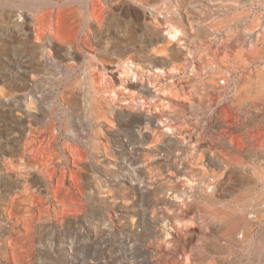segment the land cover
<instances>
[{
	"label": "rangeland",
	"instance_id": "374dc122",
	"mask_svg": "<svg viewBox=\"0 0 264 264\" xmlns=\"http://www.w3.org/2000/svg\"><path fill=\"white\" fill-rule=\"evenodd\" d=\"M12 1L0 264H264V0Z\"/></svg>",
	"mask_w": 264,
	"mask_h": 264
},
{
	"label": "bare ground",
	"instance_id": "6f19581e",
	"mask_svg": "<svg viewBox=\"0 0 264 264\" xmlns=\"http://www.w3.org/2000/svg\"><path fill=\"white\" fill-rule=\"evenodd\" d=\"M76 1H83L84 2V8H85V11H86V16H87V22L90 24V26H92L91 28H93V30H95V31H97L98 29V27L100 26V22L98 21V18H100L99 16H100V14H101V12H103L104 10L103 9H105V7H104V4L107 6V9L109 10V12H119V13H121V12H123V13H125V14H134L135 15V17L136 18H138L139 16L140 17H142L144 14L143 13H140V12H138L137 10L136 11H133L132 9H131V6H130V4H127V3H125L123 0H103L105 3L104 4H101V5H99V6H97V8L96 7H94L93 5H91V4H88V0H76ZM261 1V0H260ZM7 2H9V3H11V2H13L12 0H7ZM21 3H23L24 4V2L23 1H20ZM37 2H39V3H37ZM68 1L66 0L65 1V3H67ZM27 3V2H26ZM30 3V2H29ZM28 3V4H29ZM69 3H70V1H69ZM74 3V2H73ZM76 3V2H75ZM78 3V2H77ZM76 3V4H77ZM96 3V2H95ZM14 4V3H13ZM31 5L28 7L29 9H32V10H36L37 8H39V7H43V5H44V7H45V5L46 6H49V7H57V6H59V5H61L62 4V0H61V2L60 1H58V0H37L35 3H33L32 4V2L30 3ZM68 4V3H67ZM78 4H80V3H78ZM94 4V3H93ZM64 5V4H63ZM62 6V5H61ZM24 7V6H23ZM40 9V8H39ZM3 10V9H2ZM9 11H11L10 10V8H9ZM8 11V12H9ZM4 12V11H3ZM2 12V13H3ZM7 12V13H8ZM19 12V11H18ZM21 12V11H20ZM83 12V11H82ZM242 12V11H241ZM246 12V11H245ZM6 12H5V16H7L6 14H7ZM33 13V12H32ZM104 13V12H103ZM107 14V13H106ZM113 14V13H112ZM111 14V15H112ZM2 15V14H1ZM0 15V16H1ZM10 15V14H9ZM146 15V14H145ZM237 15V14H236ZM23 16V15H22ZM43 16V15H42ZM41 16V17H42ZM257 16V15H256ZM12 17V16H11ZM46 17H48V16H46ZM102 17H103V14H102ZM101 17V18H102ZM139 17V18H140ZM20 18V17H19ZM25 17H23V23L25 24L26 23V31H25V33L26 34H28L29 35V32H31L32 30H31V20L29 19V18H25ZM39 19V18H38ZM43 19H45V17H43ZM141 19V18H140ZM14 20V19H13ZM41 20V19H40ZM102 20H103V18H102ZM36 21V20H35ZM43 21V20H42ZM138 21V20H137ZM41 22V21H40ZM60 21L58 20V23H59ZM13 23V22H12ZM22 23V24H23ZM39 23V22H38ZM46 23V22H45ZM57 23V24H58ZM40 24H43L44 25V23H40ZM52 24V23H51ZM19 26H20V23L18 24ZM39 25V24H38ZM43 25H41V26H43ZM59 25H60V23H59ZM58 25V27H60ZM40 26V25H39ZM40 26V27H41ZM256 26V25H255ZM21 27V26H20ZM218 27V26H217ZM28 28V29H27ZM42 28V27H41ZM101 28V27H100ZM33 29V28H32ZM35 29V28H34ZM50 29V28H49ZM38 30H36V32H37ZM60 31V30H59ZM264 31V30H263ZM47 32V31H46ZM50 32H52V31H50ZM55 32V31H54ZM49 33V32H48ZM57 33H59V32H57ZM264 33V32H263ZM25 34V35H26ZM51 34V33H50ZM158 34L159 35H163L164 33H163V29H159L158 30ZM166 34V33H165ZM233 34V33H232ZM41 35H43L42 33H41ZM59 35V34H58ZM39 36V35H38ZM134 36L135 35H133V38H134ZM34 37H36V36H34ZM31 38V37H30ZM45 38H46V40H48V42L50 43V45L53 47V49H58V47H59V44H57V42L55 43V42H53V40L49 37V36H45ZM44 38V39H45ZM55 38V37H54ZM164 38H166V39H168L167 41L169 42V45L172 43V41H173V34H171V33H169V35L167 34L166 36H164ZM263 38V40H264V37H262ZM34 39V38H33ZM42 39H43V36H42ZM35 40H37V38H35ZM165 40V39H164ZM259 40V39H258ZM44 42V41H43ZM47 42V41H46ZM47 42V43H48ZM26 43V42H25ZM35 43V42H34ZM48 43V44H49ZM36 44V43H35ZM26 45H28V44H26ZM32 45V44H31ZM34 45V44H33ZM30 46V45H29ZM44 46V45H43ZM46 47H47V45H45ZM49 46V45H48ZM35 47V46H34ZM61 47V46H60ZM258 51V50H257ZM71 53H72V51H71ZM255 53H257V52H255ZM153 55H155V56H158L159 57V55H161V54H159L158 52H153ZM254 55V54H253ZM77 56V55H76ZM252 57V56H251ZM261 57H263V56H261ZM82 58V57H81ZM260 59V58H259ZM111 64V63H110ZM111 67V66H110ZM248 77V76H247ZM262 79V78H261ZM262 81H264V80H262ZM215 82V81H214ZM247 84V83H246ZM250 85V84H249ZM243 86V85H242ZM254 89H256L255 87H254ZM263 89V88H262ZM127 91V90H126ZM17 93H19L18 91H17ZM238 93V92H237ZM22 94V93H21ZM253 94V93H252ZM24 95V94H23ZM262 95V94H261ZM260 96V95H259ZM242 99V98H241ZM74 106V105H73ZM37 111V110H36ZM260 136V135H259ZM18 141V140H17ZM261 143V142H260ZM264 179V178H263ZM247 223V222H246Z\"/></svg>",
	"mask_w": 264,
	"mask_h": 264
}]
</instances>
